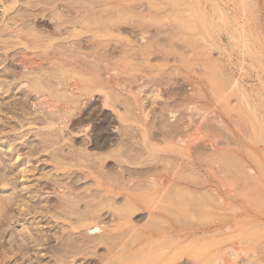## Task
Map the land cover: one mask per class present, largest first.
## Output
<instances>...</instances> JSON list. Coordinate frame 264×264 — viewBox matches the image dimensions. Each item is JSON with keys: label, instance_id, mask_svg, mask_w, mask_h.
Instances as JSON below:
<instances>
[{"label": "rangeland", "instance_id": "rangeland-1", "mask_svg": "<svg viewBox=\"0 0 264 264\" xmlns=\"http://www.w3.org/2000/svg\"><path fill=\"white\" fill-rule=\"evenodd\" d=\"M201 1L210 19L213 18V8L218 3L225 6L227 0ZM191 2L0 0V177L6 176L10 181L7 185L0 184V209L7 208L4 212L8 218L0 219V223L11 218L9 228L20 240L31 234L40 238L44 234L50 235L52 244L58 242L61 219L57 218L62 216V210L56 205L65 200L58 194V188L53 190L57 178H65L71 173L76 179L79 169L87 170L94 163L98 171H103V179H116L114 181L119 183L122 180L117 157L120 156L127 158L124 164L129 165L128 169L131 166H164L171 171L176 161L166 151L171 147L169 145L178 144L175 140L180 133L198 130L202 137H198L193 145L192 157L196 162L201 159L198 164L203 163L211 171L214 169L216 174L211 178L208 175L210 179L202 182L203 176L191 173L181 158V165L177 168L182 175L181 186L155 196L157 199L154 196H151L153 200L148 199L147 205L157 214L153 216L158 232L156 240L144 241L145 244L139 239V232H127L128 237L125 235L127 238L122 242L121 237L116 239L120 247L113 244L117 253L115 257L106 253L105 245H100L99 250L96 248L89 255L79 256L77 263L95 264L91 261L96 258L102 261L98 264H212L220 258L217 264H264V144L258 130L255 131L254 117L249 114L244 99L231 93L227 86L231 82L228 79L235 76L247 85L258 84V69L252 70L250 57L243 68L238 67L235 62L240 58L239 47H236L232 60L228 58L232 47L225 23L215 16L214 21L221 24L222 30L207 34L206 24L189 10ZM24 53L42 63L37 72L31 73L21 67L19 59ZM50 59L52 64H49ZM74 63L81 69L76 70ZM109 74L116 79L114 86L108 84ZM20 77L28 78L30 85L21 83ZM72 78L86 82L87 100L70 114L65 113L69 123L63 131L48 129L41 125L47 111L40 112L35 105L33 82L47 91H58L67 97L71 92L63 84ZM89 78L97 81L93 86L97 85L98 90L90 88ZM233 100L235 104L231 103ZM232 115L238 124L230 119ZM220 117L226 120V126L219 123ZM144 137L149 144L158 145L159 151L148 155L144 150ZM29 155L31 162L27 163L25 158ZM99 156L105 158L103 167L96 164ZM178 156L183 157L182 154ZM140 159V165L129 164ZM59 161L68 166L66 170L54 168ZM248 166H255L258 176H252L247 171ZM234 172L239 175L235 176ZM244 174H248V178ZM71 179L67 178V181ZM133 179L135 184L130 186L136 189L138 178ZM217 191L227 195L226 198L230 197L228 204L220 202ZM124 201L121 199L113 204L134 208L128 214L135 220L147 212V209H137L135 204ZM108 208L111 209L106 207L105 211ZM158 213L163 216L158 217ZM0 241L7 242L5 238ZM31 244L34 249L26 258L33 257L32 260L16 261L13 253L7 251L8 244L3 246L0 242V264H31L37 261V257L43 259L42 264H53L55 256L47 254L43 246ZM233 248L237 250L236 254L230 253Z\"/></svg>", "mask_w": 264, "mask_h": 264}, {"label": "bare ground", "instance_id": "bare-ground-1", "mask_svg": "<svg viewBox=\"0 0 264 264\" xmlns=\"http://www.w3.org/2000/svg\"><path fill=\"white\" fill-rule=\"evenodd\" d=\"M206 1H209V0H206ZM224 2H225V6L221 5L220 3H218V1H216V3H218V4H217L216 7L213 8L214 9V14H212L213 18H210V19H209L210 15L208 16L207 9H205V7H202L203 2L201 0H192L189 10H191L193 13L197 14L196 16L199 17L198 19H200V22L202 21L203 24H206V26L208 27V28L206 27L207 30H208V31H206L207 34L220 33V31L222 30V26H221V24H218V22L214 21L215 20V18H214L215 16L219 17L221 19L220 22H222V24H223V22L225 23L224 28L226 29V31H227V33L229 35L228 39L230 40V43H231L230 45L232 47L231 51H229V49H228V51L230 52L228 58H230L232 60L234 51L237 50V48L239 47V49H240V51H239L240 58H239V60H237V62H235L238 65V67L243 68V65L247 62V57H250V59H252V61H253V62H251V64L249 63L253 67L252 70H255L254 68L258 69L257 73H256V76L258 77V80H257L258 84H251V85L248 84L247 85L246 83H243L244 81L241 82L238 77H236V76L233 77L232 76L233 77V78L231 77L232 80L228 79L231 82L227 86L229 87L230 90H232L231 93L239 94L244 99L245 105L247 106V109L249 110L248 111L249 114L254 117L255 131L258 130L257 132H259V135H260V137L262 139V140H260V139L259 140L262 141V143L264 144V27H263V25H264V0H227V1H224ZM216 3H215V5H216ZM204 6H206V5H204ZM211 7H212V5H211ZM193 16H194V14H193ZM208 19H209V21H208ZM214 43L215 42H212L211 44L214 45ZM223 50L226 51L227 49L224 47ZM46 59H47V57H46ZM52 59H53V57H52ZM53 60H55V59H53ZM53 60H51V59L48 60L49 64H52ZM19 61L21 63V67L24 70H29L31 73L37 72V70L42 67V63L37 61V60H35L32 56H29L28 53H24L20 57ZM73 66L76 68V70L81 69L80 66L77 65V63H74ZM233 68H235V67H233ZM235 71H236V69H235ZM244 72H245V70H244ZM111 74L108 75V79L107 80H108V84H110V86H114L116 79L114 80V78H113V76ZM97 78H99V77L97 76ZM229 78H230V76H229ZM20 81H21V83H23L25 85H30V80L28 78L20 77ZM82 82L80 80L76 79V78H72L71 80H66V83L63 84L65 86L64 88L71 92L70 95L67 96V97L65 96L64 93H61V92H58V91H47L46 89L42 88V86H40V84H37V82H33L34 86L36 87L35 94H34L35 105L37 107H39L40 112H42L44 110L47 111V114L44 117V121L42 122L41 125L45 126L48 129H51V130L59 129L60 131H63V129L69 123V119L67 117V114L65 115V113L69 112V114H70V111H72L73 109L79 108L82 104H84L85 100H87V95H88L87 87L88 86L85 85L86 82L85 83H82ZM96 82H97L96 80L90 79V84H91L90 88L93 87L94 91L98 90V88H99V87H96L97 85L93 86V84L96 83ZM220 90L223 91V89H220ZM221 93L222 92H220V94ZM228 95H229V93L227 94V96ZM239 95H236V96L238 97ZM236 96H234V98ZM238 98L240 99V96ZM239 99H237V100H239ZM223 101H224V99H223ZM231 103L235 104L234 100ZM236 103H237V101H236ZM239 103H242V102H239ZM245 105H244V108H245ZM203 106L204 105H202V107ZM141 108H142V106H141ZM1 110L3 111V108ZM61 113H64V114H61ZM142 113H143V111H142ZM173 114H175V113H173ZM144 117H145V115H144ZM174 117H176V115ZM207 119H208V117H207ZM230 119L235 124H238V120L236 119L235 116L232 115V117ZM247 119H249V118L247 117ZM216 121H217V119H216ZM218 121L223 126L227 125V122H226V120L223 117L218 118ZM208 125H209V123H208ZM187 129H189V128H187ZM170 130H172V129H170ZM168 132H169V130H168ZM143 135L146 137V133H144ZM248 135H249V133H248ZM256 135H258V134H256ZM200 136H201V134H200V132L198 130L195 131V132H190V131L185 132V133L182 132V133H180L178 135L177 140H175V141L178 142V144H175V146H172L173 143L171 145H169L171 147L169 149H167L166 151L169 152L171 154V156H173L174 159H175V160L174 159H171V160L176 161V163H174V165H173V167L174 166L175 167L173 169H172V167L170 168L171 171L168 170L164 166H152V167H148V168H142V167L138 168V167L131 166L128 169L129 165H125L124 164L127 161L126 160L127 158H125L124 156H120V157H117V158H119L118 162L120 161L119 162L120 163L119 167H120L121 171L119 173V177L121 178V180H122L121 182L122 183L121 182L117 183V181L115 182L114 180H116V179L112 180L110 178L107 179L106 177H105L106 179H103L104 178V176H102V172L103 171L102 172L100 170L98 171V169L95 167L94 163L89 165L87 170L85 168L79 169L80 170L79 171V175L76 177V179H74L72 177L71 173L69 174V176H66L65 178H57L56 180H54L55 181L54 184L52 183L53 185L56 186L54 188L51 186V183L46 182L48 184V187L51 186V188H53V190L56 191L57 188H58V194L60 196H63L64 200H65V202H60V204L56 205L57 209L61 208V210H62V212L56 211L57 213L60 212L62 214V216L57 218L59 220L61 219V223H60L61 224V229L58 232V238H59V240L57 242L58 244L57 243L56 244H52V241L50 240V235H44V234H41V238L40 237H34L31 234V235H29L28 238L25 237L24 239L20 240L19 237L14 233L13 229L9 228V226L11 225L10 224L11 223V218H10V221L8 220L6 223H0V239L5 238L7 240L6 243H5V241H0V242L2 243L3 246H6L8 244L7 251L9 250L10 253H13L14 260H16V261L23 260V259H25L26 261L32 260L33 257H30L28 259L26 258V256L28 255V252L30 250L34 249L32 247L31 243H34L35 246H40L41 245V246L44 247L43 249L46 250L47 254H50L51 256H55L56 259L54 260L53 264H78L77 262H78L79 256H82V255L86 256V254L90 253L91 251H93L94 249L99 247L100 245H105L106 246L105 247L106 253H108V255H112L113 257H115V255L117 253H116V251L113 248V246H114L113 244H116V246H118L119 242H116V239L118 240L121 237L120 240L122 242V239L125 238L124 236L125 235L127 236V232L128 233L130 232L132 234L136 233V232L138 234V232H139L140 235H141L140 238H139L140 240H142L141 242H144V241L148 242V240H150V242H151L152 239H155V237H156V235L158 233L156 231L155 227H154V224H153V219H154L153 216H157V214L152 212V210H151L152 208L147 205L148 204V199H150L151 196H154L153 198H155V196L158 197L162 193H166V191H168V189H170V188L176 189L175 187L181 186V177H182V175H179L180 173H178V172H180V171L177 169L181 165L180 164L181 158H183V161H185L186 166L189 168V171L191 170V173L197 172V173L201 174V176H203L202 177V182H205L207 179H210L212 177V175L216 172L214 169L212 171L209 170L208 167H206L205 165H203V163H201L202 161L200 162L201 164H198L201 159L200 160L198 159L199 161L196 162V159H194V157H192V156H194V154L192 155V147H193V145H195V143L198 140V137H200ZM250 136L251 135H249V137ZM145 137H144V139H145L144 142L145 143L143 142L145 149L144 148L143 149L146 152H148V155H150L152 153H155V152H158L159 151L158 150L159 149L158 145L156 146L158 148H156L154 146L155 144L152 145L151 144L152 142L150 143L151 144L150 145L149 144V140L147 141V138H145ZM260 137L258 136V138H260ZM251 138L252 137H250V139ZM253 138H256V137L253 136ZM247 139H248V137H247ZM142 141H143V139H142ZM167 142H168V140H167ZM249 145H251V144H249ZM161 147H163V146H161ZM249 148H250V146H249ZM262 149H263L262 151H264V147H262ZM161 152H163V151H161ZM180 154H182L183 157H179L178 155H180ZM210 155H211V153H210ZM253 155H254V153H253ZM17 156L19 157V155H17ZM30 156L31 155H29L28 157L25 158L27 163L31 162V157ZM263 157H264V155H263ZM96 159L99 160V161H97L96 164L97 165L99 164L100 166L103 167L105 162H106L104 160L105 158L103 159V158H100V156H99ZM212 160H213V158H212ZM240 160H241V158H240ZM146 161H148V160H146ZM256 161H259V160H256ZM256 161H255V163H256ZM223 162H224V160H223ZM232 162H234V161H232ZM141 163H142V161L140 159L139 161L131 162L129 164L136 166V164L140 165ZM215 163H216V160H215ZM79 164H81V163H79ZM221 164H220V166H221ZM253 164H254V162H253ZM144 165H146L145 162H144ZM7 167L9 168V166H7ZM67 167L68 166L66 164H63L60 161L58 163L56 162V165L54 166V168L56 170H60V169H65L66 170ZM105 167H106V165H105ZM223 167L224 166H222V168ZM225 167H226V165H225ZM254 167L248 166V170L247 171H249L250 174H253L252 176H258V172H257V170ZM256 168H257V166H256ZM179 169H181V168H179ZM224 169H226V168H224ZM224 169H223V171H224ZM233 170H234V168H233ZM181 171H183V170H181ZM228 171H229V169H228ZM73 172H74V170H73ZM225 172H227V170ZM117 174H118V172H117ZM235 174H237L235 176L239 175L238 173H235ZM184 175H186V172H185ZM187 175H188V172H187ZM208 175L210 176V178H207V177H209ZM246 175H248V174H246ZM235 176L233 175V177H235ZM133 177L138 178V181L136 182V189L134 187L130 186L131 183H133V185L135 184L134 182H132V181H134ZM67 178L68 179L72 178V179H71V181H69V180L67 181ZM246 178H248V177L246 176ZM190 179H192V177ZM126 180H128L127 183H126ZM194 180L196 181L197 179H194ZM135 181H136V179H135ZM190 181H192V180H190ZM202 182H200L201 186H202ZM9 183H10V181L6 178V176L0 177V184L1 185H7ZM195 184H197V183H195ZM204 184H203V186H204ZM206 184L208 185V183H206ZM235 184H237V183H235ZM257 184H259V183H257ZM137 185L140 186V188L137 189ZM51 188H49V189H51ZM202 188H205V187H202ZM206 189H208V188H206ZM231 190H232V188H231ZM252 190H254V189H252ZM219 191H217L218 192L217 195H218V199L220 200V202L222 204H228V202L230 201V200L228 201V199H230V197L226 198L227 195L223 194V192L220 194ZM176 192H178V191H176ZM194 192H196V191L194 190ZM191 193H193V192H191ZM201 193H203V192H201ZM195 194H197V192ZM206 194H207V190H206ZM227 194L229 195V193H227ZM170 195H171V193H170ZM212 195L213 194H211L210 196H212ZM231 195H229V196H231ZM241 195L243 196L242 192H241ZM244 195H245V193H244ZM252 195L254 196V194H252ZM178 196H176V197H178ZM188 196L191 197L192 195L191 196L188 195ZM140 197H141V199H140ZM204 197H206V196H204ZM250 197H251V195H250ZM259 197H260V195H259ZM236 198H237V196H236ZM11 199H14V197H12ZM121 199H125V201H128V203H131L132 205L135 204L137 209H140V210L147 209V212L145 214H142V215L140 214L137 217V220H135L131 216V214H128L129 211L130 210L132 211V209H134V208L129 209L128 207L127 208L117 207V206H115L116 204H113V202L114 203L119 202ZM155 199H157V198H155ZM15 200H16V197H15ZM160 200H161V197H160ZM254 200L255 199L253 198L252 201H254ZM209 201H210V199H209ZM212 202H213V200H212ZM231 203H233L232 200H231ZM244 203L246 204L247 202L245 201ZM126 204H127V202H126ZM151 204H153L152 201H151ZM214 204H216V203H214ZM257 204H259V203H257ZM252 205H253V203H252ZM27 206H29V205H27ZM169 206H171V205H169ZM246 206H247V204H246ZM255 206L256 205H254V207ZM83 207H85V209H83V210L80 209V208H83ZM106 207H111V209L108 208L109 210L105 211ZM219 207H220V205H219ZM180 208H181V206H180ZM6 209H5V207H4L3 210L0 209V219L1 220L2 219H6V220L8 219L7 218V214L4 212ZM163 209H165V208H163ZM135 210H136V208H135ZM135 210H133V211H135ZM102 211H105V212H102ZM160 216H163V215L158 213V217H160ZM214 217H216V216H214ZM155 219H156V217H155ZM227 227H229V226H227ZM219 229H221V228H219ZM227 230H228V228H227ZM171 231H173V230H171ZM202 231H203V229H202ZM189 232H191V231H189ZM193 234H195V233H193ZM130 238H132V237H130ZM128 240H130V239H128ZM126 242H127V240H126ZM126 242L124 244H126ZM149 244H151V243H149ZM118 247H120V246H118ZM123 248H121V250ZM125 249H126V247H125ZM236 251L237 250L235 248H233L230 253L236 254L237 253ZM16 252H19V253H16ZM94 252H95V250H94ZM172 253L174 254V252H172ZM224 254H226V253H224ZM175 255H177V254L175 253ZM6 257L8 258L9 255H7ZM95 259H93V261H91L92 259H90V261L91 262L95 261V264H98V263L102 262L101 260H97V259L95 260ZM105 259H103V260H105ZM42 260L43 259L41 257H37V261L34 262V263H31V264H42V262H41ZM220 260H221L220 258L215 259L213 263L217 264L218 262H220ZM145 263H147V262H145ZM84 264H88V263L85 262Z\"/></svg>", "mask_w": 264, "mask_h": 264}]
</instances>
